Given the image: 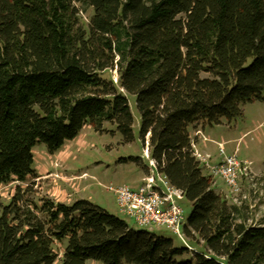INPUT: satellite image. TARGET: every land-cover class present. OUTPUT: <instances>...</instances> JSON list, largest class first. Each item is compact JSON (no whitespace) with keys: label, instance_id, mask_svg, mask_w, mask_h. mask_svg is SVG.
<instances>
[{"label":"trees","instance_id":"trees-1","mask_svg":"<svg viewBox=\"0 0 264 264\" xmlns=\"http://www.w3.org/2000/svg\"><path fill=\"white\" fill-rule=\"evenodd\" d=\"M129 95L144 149L192 204L186 236L206 253L87 200L38 206L20 188L0 201V264H54L55 242H67L61 264H264V220L215 191L190 131L264 102V0H0V187L37 178L33 148L55 154L87 125L114 124L133 143ZM258 183L263 193L264 174Z\"/></svg>","mask_w":264,"mask_h":264},{"label":"rangeland","instance_id":"rangeland-1","mask_svg":"<svg viewBox=\"0 0 264 264\" xmlns=\"http://www.w3.org/2000/svg\"><path fill=\"white\" fill-rule=\"evenodd\" d=\"M91 16L92 12L85 14L83 16L84 21L87 22ZM104 76L112 80L113 83H117V71H107ZM202 76L205 75L202 74ZM127 97L129 98L130 111L134 117L133 143L126 144L122 140L117 126L104 123L102 133L96 132L90 125L85 126L74 140L67 141L63 148L55 154H49L45 145L38 144L33 148L34 167L38 177L30 178L26 182H12L1 186L0 201L4 204L9 203L18 189L21 188L22 191H27L25 193L26 198L35 201L40 206L41 198L50 197L52 193L59 195L62 192L64 197L61 201L53 195L51 198L68 205H72L78 200H87L104 211L123 218L128 226L134 230H145L157 236L172 239L178 248L194 249L197 252L206 253L203 245L194 240L180 239L166 227L162 228L155 225L139 227L118 211L116 198L108 188L127 185L137 189L141 185V180L147 175L146 167L149 163V160L144 158V146L140 140V113L137 110L136 97L134 95ZM242 110V116L233 120L231 124L222 119V124L218 126H207L206 132L216 141L215 143L224 144L227 155L236 153L239 160L249 161L253 174L256 178H260L264 171V102L246 103L242 106ZM202 142L210 141H204L203 138ZM211 152L209 154L218 161L220 157H218L219 152L216 145H213ZM67 153L70 158L64 161L68 157ZM133 157L140 158V161L130 160ZM51 168L57 172L48 173ZM202 172L204 176H209L207 170L202 168ZM67 178H70V181ZM213 180L217 184L215 191L226 198L225 192L229 193L230 188L220 177H214ZM242 193L249 194L247 191H242ZM260 194L255 195L250 192L249 195L250 203L257 202L259 204V207H247L248 212L256 209L253 216L252 213L249 215L252 216L253 221L264 220V192ZM183 208L186 211V219H188L192 213V204L186 201L183 203ZM66 245L67 242H55L54 250L59 259L54 264H61ZM190 256L189 254L187 259H190ZM86 264L102 263L93 260L86 262Z\"/></svg>","mask_w":264,"mask_h":264},{"label":"built area","instance_id":"built-area-1","mask_svg":"<svg viewBox=\"0 0 264 264\" xmlns=\"http://www.w3.org/2000/svg\"><path fill=\"white\" fill-rule=\"evenodd\" d=\"M200 136L204 138V141L211 142L210 139L203 137L200 131L192 134L193 155L200 166L208 171L211 179L220 177L226 183L232 194L235 195L234 204L247 201L250 192L255 195L263 194L262 185L258 183L259 178L253 174L249 161L239 160L236 153L227 155L223 143H214L219 152L218 157H220L217 162L210 154L202 153L197 149L196 140ZM143 154L144 158L149 160L146 167L147 175L141 180V185L137 189L127 185L108 188L116 198L118 211L139 227L144 228L152 225L166 227L176 237L185 240L187 238L185 233L187 219L183 203L186 195L182 189L176 188L169 182L163 172L158 170L150 154L148 141ZM242 178L249 182L250 192L248 195L241 191L240 181Z\"/></svg>","mask_w":264,"mask_h":264},{"label":"crops","instance_id":"crops-1","mask_svg":"<svg viewBox=\"0 0 264 264\" xmlns=\"http://www.w3.org/2000/svg\"><path fill=\"white\" fill-rule=\"evenodd\" d=\"M206 129H207V127H198V128H192L190 131H191V134H194L195 132H197V131H200L201 133H202V135H203V137L205 136L206 138H208V139H210L211 140V142H202V136H200V137H198V139L196 140V142H197V149L200 151V152H202V153H212L211 152V149L213 148V145L215 146V140L211 137V135L210 136H208V134H207V132H206ZM70 150V149H69ZM209 150H210V152H209ZM67 152H68V150H67ZM59 154V153H58ZM67 158H65L64 159V161H67V160H69V158H70V156H69V154L67 153ZM52 157H54V156H52ZM52 159V158H51ZM219 161V160H218ZM217 161V162H218ZM65 164V163H64ZM49 172L48 173H51V172H53V173H55V172H57V171H55L53 168H51L50 170H48ZM262 174H264V171H263V173ZM85 175V174H84ZM75 178V177H74ZM69 181H70V178H67ZM66 182H68V181H66ZM72 182V181H71ZM216 181L214 180V188H216ZM240 185H241V191H247L248 193H249V182L247 181V179H242L241 181H240ZM220 188H222V187H220ZM219 188V189H220ZM224 191V190H223ZM64 194V193H63ZM63 194H62V192H60V194L58 195V194H56L55 193V195L52 193L51 195H53L57 200H59V201H61V199L64 197L63 196ZM50 195V197H52ZM225 196H226V199H227V201L229 202V204H234V200H233V198H234V194H232L231 193V191L228 193V192H225ZM53 200H55L54 198H52ZM56 201V200H55ZM249 201V200H248ZM261 201V200H260ZM58 202V201H57ZM263 202V201H262ZM246 205L249 207V208H252V207H259V204L257 203V202H255V203H250V201L248 202V203H246ZM256 211V209L255 210H253L251 213H252V216H253V212H255ZM252 216L250 217L251 219H250V223L252 224V225H258V224H260V223H263L262 222V220H259V221H257V220H255V221H253V219H252ZM249 223V224H250Z\"/></svg>","mask_w":264,"mask_h":264}]
</instances>
